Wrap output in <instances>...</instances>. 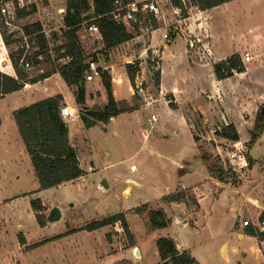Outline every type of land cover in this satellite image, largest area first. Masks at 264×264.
<instances>
[{
  "label": "crops",
  "instance_id": "crops-1",
  "mask_svg": "<svg viewBox=\"0 0 264 264\" xmlns=\"http://www.w3.org/2000/svg\"><path fill=\"white\" fill-rule=\"evenodd\" d=\"M123 21L127 27L131 25L135 28L137 25L132 20ZM183 22L184 26L174 27L173 31L168 26L149 32L132 31L134 38L110 50L105 49L99 33L90 32L98 39V45L91 52L97 54L98 60L95 61H98L97 64L110 78L108 81L121 113L111 118L107 124L98 123L90 128L80 118L68 121L71 144L77 151L85 176L95 172L96 144L88 136V131L94 127L102 132V139L109 134L112 139L132 145L134 152L125 162H142V156H148L179 170L176 189L159 197L155 208L151 206L153 209H163L171 220L167 228L157 230V240L162 237L160 231H165L164 236L172 237L178 249L189 251L199 264H264V236L262 239L258 238L251 234L256 228H244L238 222L243 204H248L244 219L250 218L256 222L264 215V206L252 195L251 189L245 192L238 190L245 181L246 187L254 181L253 176H257L253 174L255 163L251 166V178L237 186L225 183L216 169L210 170L211 165L205 155H202V151H212L215 154L214 146L196 136L194 129V117L203 123L201 128L234 125L238 141L247 142L245 138L248 137L243 136L241 128L248 124L253 126L264 103V0H231L211 9L198 10L192 16L183 18ZM85 31L86 25H83L80 33ZM192 34L199 36L201 43L194 44L196 40ZM202 46L210 50V57L205 61L199 55L198 49L202 50ZM245 52L250 54L251 59L245 63L244 72L234 73L222 80L216 78L213 67L215 63L234 53H239L242 57ZM154 53H159L161 58L160 86L156 88L155 104L144 106L137 102L139 97L128 76L126 65L138 63L137 77L148 57ZM65 60L66 58H62L59 61L62 63ZM112 77L115 79L112 80ZM101 78L85 82L86 104L89 108H103L108 104L107 90ZM75 90L76 87L68 86L59 73H54L0 98V193H13L16 189L22 191L21 186L31 185L27 192L21 193L25 197L14 194L5 200L0 198V204H17L22 197L27 199L26 195L31 191L41 194L14 112L57 94L63 96L64 104L79 111L75 102ZM99 102L101 107H92ZM152 114L156 115L154 121L151 120ZM121 123H125L128 129L121 128ZM168 125L173 128L171 134L168 133ZM137 127H140V134H135ZM83 145L90 148L85 162L80 159L78 152ZM165 146L171 147L173 151L164 153L162 149ZM104 167L107 168L108 165ZM130 170L136 172V164H131ZM116 179L113 177L114 181ZM126 180L131 184H141L136 179ZM228 187L233 188L231 193L236 210L233 222L229 226L221 224L223 219L218 216L221 213L219 209L215 220L217 224L204 237L206 234L199 231L194 215L200 209L202 199L207 197L206 189H211L214 198L220 199ZM126 190L130 193V188ZM179 191L190 197L188 201L164 200ZM200 195L203 197L199 198ZM177 205L182 207L183 214L182 218L173 221L167 210ZM173 229L178 234H174ZM5 231L8 232L7 229ZM258 231L264 233V229ZM22 232L24 239L30 243L31 236ZM160 262L159 258L158 264Z\"/></svg>",
  "mask_w": 264,
  "mask_h": 264
},
{
  "label": "rangeland",
  "instance_id": "rangeland-1",
  "mask_svg": "<svg viewBox=\"0 0 264 264\" xmlns=\"http://www.w3.org/2000/svg\"><path fill=\"white\" fill-rule=\"evenodd\" d=\"M66 2L67 0H56V3L62 7H66ZM135 3L142 4V8L140 14H136L137 21L133 22L137 25H134L135 28L128 25L129 29L133 32L153 29L155 16L149 9L145 8L146 0H135ZM159 8L161 15L158 19L155 18L159 27L168 26L169 30L173 31L174 27L184 26L181 11L174 7L171 1H161ZM196 11L198 10L189 11V15L192 16ZM62 30L64 32V29ZM79 35L85 54L87 53L85 62L98 60L97 54H92L91 52L98 45L96 36L91 35L88 30L81 32ZM13 51L15 49L11 45L7 52L11 53ZM102 54L104 55V53ZM55 55L56 53H53L51 57H55ZM67 62H69L68 59L62 61V64ZM40 67L46 69L49 65L44 62ZM38 69L39 66L34 64V67L27 70V72L29 75L35 76L41 73ZM152 90L156 97V87L154 86ZM136 95L138 96V94ZM138 100L137 102L142 104L140 97ZM100 103H96L92 107H101ZM194 122L196 123V125L194 124L195 128L202 127L203 123L195 117ZM250 125L242 127L241 131L244 137H248L245 140L249 146L250 158L255 163L253 174L257 176H253L252 179L254 181H251L247 187L245 181L238 190L239 192H245L251 189L252 195L264 206V130L257 141L250 146L253 128ZM120 127L124 130L128 129L125 123H121ZM167 129L168 133L171 134L173 128L168 125ZM101 133L98 127L88 131V136L96 144V156L95 172L89 176H85L84 173L85 181L78 178L59 186L39 190L41 192L40 195L36 191H31L27 193L29 194L26 195L27 199H24L25 195L23 196L21 193L29 190L27 189L31 186L29 184L28 186H21L20 189L22 191L16 189L13 193H0V198L3 200L14 194H20L18 197L23 196L17 204L4 202L0 204V264H158L159 254L156 241L159 233L157 230L152 231L149 229L146 213L140 215L132 210L144 204H148L149 209L155 208L159 197L176 189V182L180 175L179 170L175 169L171 164L148 156H142V162L137 160L125 162L134 152L132 145L112 139L109 134H103L102 139ZM135 134H140V127H137V133ZM212 145L217 152L216 145ZM88 149L90 150L89 147L83 145L78 151L79 157L83 162L87 161ZM162 150L164 153L173 151L171 147L166 146ZM216 152L214 154L212 151H202V155H205L208 164L211 166L216 165L215 169L218 168ZM134 158L137 159V156ZM133 163L136 164V172L130 170ZM107 165V168L104 167ZM218 170L217 173L219 174ZM258 171H260L259 174H257ZM113 177L117 178L116 181L113 180ZM222 177L227 184L234 186L239 184L234 179H229L225 174H221L220 179ZM251 177L250 174L249 178ZM127 178L136 179L141 184H131L132 182H128ZM103 180H106L109 184V188L105 189V191L99 187V183ZM127 188H130V193H127L129 190L125 191ZM232 189L228 187L224 190V195L220 199L214 198L211 189H206L207 197L202 199L201 207L194 215L197 227H199V231L203 235L208 233L209 230L213 231L217 224L215 220L219 209L221 213L219 212L218 216L223 219L221 224L224 226L232 224L234 212L236 211L234 210L235 206L233 207ZM38 198L42 199V204L44 205L43 210L38 214L41 225L31 205V200ZM240 201L241 199L238 202ZM247 205L243 204L241 207V219L246 217ZM54 206L61 208L62 218L58 222L49 223L47 216ZM120 212L126 214L130 229L134 235L133 241L127 237L119 222L91 232L83 230V227L87 224ZM167 212L174 221L176 218H182L183 209L180 205H177L168 209ZM22 231L31 236L30 243L26 239L25 244L20 242L21 237H24ZM71 232L72 234L61 236ZM164 232L160 231L161 236H164ZM173 233L178 234L174 229ZM204 237H207V234ZM50 239L54 240L47 241ZM37 241L47 242L30 249L29 246L38 243Z\"/></svg>",
  "mask_w": 264,
  "mask_h": 264
},
{
  "label": "trees",
  "instance_id": "trees-1",
  "mask_svg": "<svg viewBox=\"0 0 264 264\" xmlns=\"http://www.w3.org/2000/svg\"><path fill=\"white\" fill-rule=\"evenodd\" d=\"M116 0H67L66 16L64 24L67 30H64L63 45L56 50L55 57H51L49 48L44 35L38 36L39 53L44 55V60H35L34 64L39 66L41 73L31 76L23 67L19 65L20 56L16 52H7L13 45V41L4 31L0 32V98L7 94L19 91L28 83L34 84L50 77L54 73H59L68 86H75V102L80 113V119L87 128L98 123L107 124L114 116L121 113L117 102L111 90L110 78L106 71L102 72V80L108 94V104L103 108H89L86 104V89L84 71L87 67L85 62V51L81 43L79 32L83 24H95L102 36V41L106 50H110L120 44L128 42L134 38V33L130 31L121 18L116 17ZM122 6L135 2V0H121ZM231 0H171L174 7L181 11L182 18L189 17V7L195 6L197 10L203 11L214 8ZM140 14L142 4H137ZM121 16L128 14V9L120 11ZM136 14V13H135ZM134 21L133 19H129ZM159 27L157 20L153 19V29ZM34 30H37L35 27ZM28 33H31L27 30ZM63 50V52H61ZM70 57L67 63H60L62 58ZM49 65L46 69L40 65ZM138 63L127 64L128 76L133 85H135L136 71ZM214 73L218 80L232 76L234 73L244 72L245 63L239 53H234L226 59L213 65ZM107 76V77H106ZM160 86V72L155 77V87ZM64 104V98L61 94L43 98L34 104L22 107L14 112V119L19 128L21 138L26 146L27 152L31 158L35 175L39 182L40 190H45L55 186L65 184L76 180L84 175L80 167L78 154L72 146L69 137V127L67 122L61 116L60 109ZM170 105L173 106L172 101ZM264 130V103L260 107L253 128L250 140L252 146ZM220 135L222 137L239 140L238 133L234 125H228L222 128ZM251 166L254 161L250 159ZM215 166H210L213 171ZM221 180H224L223 177ZM200 195L199 198H202ZM190 197L184 192H177L164 198L166 202L188 201ZM31 205L36 217L39 220V212L44 206L41 199L31 200ZM140 215L147 214V222L150 230L167 228L171 220L167 217L163 209H149L148 204L141 205L132 210ZM264 219V215L261 216ZM120 223L127 237L133 241L134 235L130 229L126 214L123 212L94 221L83 227V230L89 232L101 229L105 226ZM71 233H65L61 236H67ZM251 234L262 239L263 232L251 231ZM59 237V236H58ZM57 238V237H56ZM50 239L47 241H51ZM41 241L30 245L36 248L40 244L47 242ZM20 242L25 244L22 236ZM157 250L160 258V264H199L192 257L189 251H180L176 241L170 236H162L157 242Z\"/></svg>",
  "mask_w": 264,
  "mask_h": 264
},
{
  "label": "built area",
  "instance_id": "built-area-1",
  "mask_svg": "<svg viewBox=\"0 0 264 264\" xmlns=\"http://www.w3.org/2000/svg\"><path fill=\"white\" fill-rule=\"evenodd\" d=\"M163 0H146L145 8L149 9L155 18L161 15L159 3ZM171 1V0H167ZM66 7L59 6L56 0H0V32L4 31L7 36L13 41L14 49L19 56V65L26 70L34 67L35 60H44V55L39 53L38 36L44 35L45 41L49 48L48 52L52 55L56 53L57 48L63 45L65 37H63V30H67L64 19L66 15ZM116 17L122 20L133 19L137 21L136 14L139 12L137 3L133 2L127 6H122L121 0L115 1ZM128 9V14L121 16L122 9ZM178 9V8H177ZM196 9L195 6H190L189 11ZM136 13V14H135ZM86 29L93 33H99V29L95 24H83ZM37 27V30H34ZM147 29V28H146ZM29 30L31 33H28ZM153 29H147L149 32ZM59 32V34H57ZM100 34V33H99ZM196 43H201L199 36L192 34ZM167 38L168 35L166 34ZM194 44H191L194 47ZM199 48V55L201 60L210 57V50L205 46ZM63 52V50H61ZM65 59V58H64ZM70 60V57H66ZM251 56L248 52L242 56L243 63L248 62ZM161 58L159 53H154L148 57L144 63L143 68L138 73L135 79V93L138 94L144 106H152L156 99L152 88L155 86V77L160 72ZM104 70L97 64L95 60L87 62V67L84 71L85 81H94L101 78ZM115 78L112 77V80ZM61 116L68 122L76 118H80L79 111L73 110L70 106L63 104L61 109ZM151 120H156V115L152 114ZM223 127H203L195 128L196 136L201 139H206L208 142L216 145V156L218 159L219 176L225 174L229 179L241 183L248 180L251 174V162L249 157V146L241 141H235L222 137L220 132ZM82 181L86 178L84 175L80 177ZM242 227H253L257 230L264 229V220L257 219L256 222L250 218L238 219Z\"/></svg>",
  "mask_w": 264,
  "mask_h": 264
},
{
  "label": "water",
  "instance_id": "water-1",
  "mask_svg": "<svg viewBox=\"0 0 264 264\" xmlns=\"http://www.w3.org/2000/svg\"><path fill=\"white\" fill-rule=\"evenodd\" d=\"M99 187L105 191V189L109 188V184L106 180H103L102 182L99 183ZM62 218V210L59 206H54L48 216H47V221L49 223H55L58 222L59 220H61Z\"/></svg>",
  "mask_w": 264,
  "mask_h": 264
},
{
  "label": "bare ground",
  "instance_id": "bare-ground-1",
  "mask_svg": "<svg viewBox=\"0 0 264 264\" xmlns=\"http://www.w3.org/2000/svg\"><path fill=\"white\" fill-rule=\"evenodd\" d=\"M129 191H127V193H128Z\"/></svg>",
  "mask_w": 264,
  "mask_h": 264
}]
</instances>
